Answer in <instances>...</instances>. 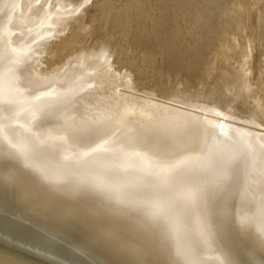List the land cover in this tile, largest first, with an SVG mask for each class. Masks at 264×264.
<instances>
[{"label":"bare ground","instance_id":"1","mask_svg":"<svg viewBox=\"0 0 264 264\" xmlns=\"http://www.w3.org/2000/svg\"><path fill=\"white\" fill-rule=\"evenodd\" d=\"M73 7L0 0L7 236L63 264H264V77L239 70L249 44L231 36L192 80L170 58L156 86L143 55L56 26Z\"/></svg>","mask_w":264,"mask_h":264},{"label":"rangeland","instance_id":"2","mask_svg":"<svg viewBox=\"0 0 264 264\" xmlns=\"http://www.w3.org/2000/svg\"><path fill=\"white\" fill-rule=\"evenodd\" d=\"M68 1L72 7L75 6L73 10L63 15L62 21L63 19L67 21H60L61 23L58 22L56 26L63 27L64 30L69 27L67 33H76L78 36L84 34L83 39L81 36L77 39L78 42L80 40L79 46L93 43L94 46L110 44L113 52L124 49L126 55H131L135 59L145 57L143 60L147 59L146 62L153 63L152 71L145 67L146 75L156 86H160L163 79L159 70L169 65L170 58L177 62L178 74L186 75L192 80L197 68L204 64L202 60L210 58L211 52L227 43L231 36H234L241 45L249 44L246 59L239 65L241 73L251 83L264 77V0ZM95 7L98 10L94 9ZM76 13L79 14L77 18ZM68 18L71 21L74 19L73 22L71 23ZM80 18H85L87 23L85 33L71 28ZM59 33L54 32L50 38L55 39ZM45 46V43L41 44L37 53L39 54ZM195 50L200 51L198 60L190 57ZM222 53L225 54L226 50H222ZM246 65L250 66L249 71L245 70ZM133 75L135 78L140 76L137 73ZM134 77L132 78L136 81Z\"/></svg>","mask_w":264,"mask_h":264},{"label":"water","instance_id":"3","mask_svg":"<svg viewBox=\"0 0 264 264\" xmlns=\"http://www.w3.org/2000/svg\"><path fill=\"white\" fill-rule=\"evenodd\" d=\"M0 264H63L60 260L15 244L0 225Z\"/></svg>","mask_w":264,"mask_h":264}]
</instances>
